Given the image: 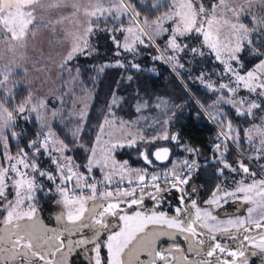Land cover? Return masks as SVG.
Wrapping results in <instances>:
<instances>
[{
    "label": "snow or ice",
    "instance_id": "1",
    "mask_svg": "<svg viewBox=\"0 0 264 264\" xmlns=\"http://www.w3.org/2000/svg\"><path fill=\"white\" fill-rule=\"evenodd\" d=\"M255 2L145 0L141 4L135 0H94L84 7L78 0H0V41H6L8 51L13 53L25 45L37 28L46 27L55 34L57 25L76 17L77 28L65 35L69 48L59 65L69 72L71 81L79 80L80 71L76 68V75H71L73 68L69 62L77 55L93 54L95 49L90 46L89 37L97 31H110L116 56L121 55L122 48L135 57L141 46L152 47L157 38L163 37L164 52H171L153 59L163 58L172 63L173 69L184 67L178 59L180 53L193 57L214 55L224 66L221 76H228L226 82H217L218 88L207 84L218 93L215 107L221 126L219 142L213 147L214 163L220 178L228 179L226 171L233 174L232 184H217L210 198L203 201L205 206H201L196 199H189L197 192L194 173L200 164L195 159L170 161L169 148L158 146L155 150L139 151L142 167H132L127 159L118 160V150L154 144L159 139L178 140L163 128L149 138L138 127L139 120L117 119L113 109L122 101L115 94L108 105L109 115L105 116L104 124L120 135L108 132L104 140L98 135L96 143L103 146L86 149V163H75L69 143L60 139L54 130L55 122L63 121L67 114L56 108L49 110L45 101L34 100L31 94L15 104V111L10 110L15 100L14 91L9 89L12 73H0V213H4L0 221L4 224L0 229V264H16L17 261L70 264L69 257L75 249H83L87 264H157V261L162 264H251L252 258L264 264V38L259 44L253 38L254 34L264 37V0H261L259 16H252ZM82 7L87 17L84 21L79 19ZM53 9L60 10L59 15L45 19V13ZM149 9L155 10L151 13L157 17L155 20L141 16L142 11ZM38 11L40 21L36 19ZM247 16H252L251 26L243 22ZM124 18L128 21L127 27L123 26ZM102 20L105 24L118 22L120 26L111 30L94 28ZM117 31L123 35L122 42L115 36ZM193 37L198 43L190 42ZM245 52L254 58L250 69L245 67ZM116 66L125 67L120 61ZM130 66L140 70L138 63ZM103 68L101 66L100 71ZM198 79L203 82L202 76ZM15 87L12 83V88ZM241 88L256 98L237 97ZM165 103L157 102L156 107H163ZM222 104L230 105L239 116L252 117L253 123L240 130L233 129L230 121L225 124L226 114L219 111ZM149 106L148 101L138 98L135 111L141 113ZM25 113H36L40 131L28 144H17L13 154L12 141H19L22 136L16 132L17 118L27 121L29 117ZM77 115L82 122L86 112L80 109ZM257 119L259 123L255 122ZM168 122L164 120L163 124ZM104 124L100 125L102 134ZM80 130L78 124L72 131L73 144ZM228 141L238 152L234 163L228 159ZM245 141L250 149L247 155L244 154ZM184 150L190 154L196 151ZM41 157L47 159L49 165L45 166ZM247 161L256 162L259 172ZM157 162L162 165L159 169ZM94 170L100 172V178ZM173 192L178 195L172 206L174 214L169 215L163 211V205ZM38 194L54 197V203L63 209L54 217L57 227L49 228L37 217ZM146 199L153 205L144 210ZM229 204L246 206L243 208L246 215L239 207L229 212L225 207ZM121 205L128 209L137 206L140 210L129 213ZM65 235L69 237L66 241ZM77 235L79 238L71 239ZM178 236L187 243L186 252L176 242ZM162 238L173 243L158 249ZM5 252L9 253L6 258L3 257ZM142 255L148 259L142 260Z\"/></svg>",
    "mask_w": 264,
    "mask_h": 264
},
{
    "label": "trees",
    "instance_id": "2",
    "mask_svg": "<svg viewBox=\"0 0 264 264\" xmlns=\"http://www.w3.org/2000/svg\"><path fill=\"white\" fill-rule=\"evenodd\" d=\"M135 2L144 4L145 0H135ZM154 11V9H149L147 12L142 11L141 16H149L151 20H155L157 17L151 15ZM163 11L164 9H162ZM243 21L251 26L252 16L244 17ZM119 26L118 22L105 24L101 21L99 25H94V28L106 27L111 30ZM123 26H128L127 20H123ZM115 36L121 42L123 41V35L120 32L117 31ZM253 38L259 44L264 37L254 34ZM89 42L90 46L95 49L93 54L88 57L77 55L69 62L73 68L71 75L75 76V69L79 68V80L71 81L69 72L62 70V95L65 98L64 104L67 108L63 113L67 115L63 121L55 122L56 127L54 129L60 139L69 143L75 163H86V156L88 155L86 149L94 146L100 125L104 123L105 116L109 115L108 105L111 103L114 94L122 101L119 107L113 109L115 116L128 119L137 115L135 104L138 98L152 103L158 98L166 97L176 108L170 122V130L171 135L177 136L179 143L171 139L156 140L154 144L144 143L139 148L118 150L117 159L121 161L127 159L131 166L142 167L144 166L143 160L138 158L140 150L145 148L155 150L158 146H169L173 150L170 161H173L176 156L182 155L190 159L195 158L201 164L210 162L206 167L200 166L199 170L194 173L197 192L192 193V196H196L201 201L207 200L216 185L221 182L220 177L216 174L217 165L211 162L213 147L219 142L217 138L221 132L219 116H217L219 113L215 107L218 93L208 88L207 84L212 83L214 87L218 88L217 82L223 81L226 76H221L223 68H219V63H216L211 55L192 59L191 62L195 61V66L200 65L194 70H186L187 67L173 69L172 63L165 59H153L155 56H162L160 49L162 44H165L163 37L157 38L156 45L152 47L143 48L141 46L139 55L135 57L132 53L124 52L122 48L120 49L121 55H115L117 49L110 39V31L108 33L97 31L89 37ZM243 59L245 67L250 69L253 66L254 58L245 52ZM117 61L123 63L125 67L116 66ZM133 62L140 65V70L131 68L130 64ZM101 66H104L103 71H100ZM129 76L132 77V80L128 79ZM198 76L203 77V82L201 79L199 83L197 82ZM28 92L29 89L25 85L17 88L15 100L12 102L13 106L10 110L15 111V104L22 102L20 100ZM82 95H90L92 101L83 130L78 133L76 142L73 144L72 131L77 128V124L80 122L71 117L68 111L75 97ZM51 103L54 104L55 102L51 101ZM219 111L227 116L225 124L230 121L233 129L236 130L246 128L253 121L252 117L237 115L235 109L228 104L220 105ZM212 117H217V119L213 120ZM39 131L40 125L36 118L29 117L25 121L23 117H18L16 132L22 133V136L19 141H12L13 154L17 151L15 147L17 144L20 146L28 144ZM241 137L243 139V133H241ZM227 143L230 146L228 159L234 163L238 157L236 146L231 141ZM182 144L196 150L195 154L179 149ZM246 147L247 142L245 141L244 150ZM41 160L45 166L49 165V161L44 157H41ZM156 167L159 169L162 165L157 164ZM149 171L152 169L149 168ZM177 195L174 192L170 194L175 200ZM53 201L54 197L43 194L37 195V207L44 215L51 212ZM251 264H259V261H252Z\"/></svg>",
    "mask_w": 264,
    "mask_h": 264
},
{
    "label": "rangeland",
    "instance_id": "3",
    "mask_svg": "<svg viewBox=\"0 0 264 264\" xmlns=\"http://www.w3.org/2000/svg\"><path fill=\"white\" fill-rule=\"evenodd\" d=\"M234 2L243 3L244 0H234ZM260 4H261V0H256V2L253 4L252 16H259L261 14L260 13ZM229 15H231V13H229ZM84 20H86V18H84ZM123 20H127V19L124 18ZM244 23L247 24L246 22H244ZM166 26H167V23H166ZM76 28L77 27L58 26L55 34H53V33L49 34V36L46 37L45 42L43 44H40V46L37 44L36 51L29 53V54H26V55H23V56H21V54H19V53H13V54H10L9 56L4 57L3 59L0 60V73L9 72V71H11V73H12L11 77H10L9 89H12V91H14V93L17 92V88L21 87V85H25L29 89L28 94L25 95L22 98V100H20V101H22V102L25 101L27 99V97L29 96V94H31L34 100L45 101L49 110H51L53 108L59 109L61 112H64L65 110H67V108L64 104L65 98L62 95V69L60 68L59 70H57V68H59V65L63 61V59H59V57H64L65 54L67 53L65 47L68 46V48H69V43L67 42V40H65V35L67 33H71L73 31H75ZM80 30L81 31L83 30V24L81 25ZM62 31H63V33H62ZM160 38H162V37H160ZM190 42L193 44L198 43V41L196 40L195 37H193ZM43 45H45V48L46 47L48 48L47 51L42 50ZM165 46L166 45L163 43L162 47L160 49V52L162 53L163 56H166L167 54H169L171 52V50H168V53H165L164 52ZM68 48H67V50H68ZM185 51H187V50H185ZM207 51H208V49L205 48V52H207ZM205 56H207V55H205ZM211 56L213 57V59L217 63L218 61L215 59V56L214 55H211ZM50 57H51V59H49ZM64 58H66V57H64ZM197 58H200V56L193 57L191 55L185 56L183 53L178 54V59H179L180 63H182L184 65V67L188 68V69L186 68V70H194L197 67H200L199 64H198V66H195V61L191 62L192 59H197ZM48 61H50V62L47 63ZM18 66L21 68L20 70L16 69V67H18ZM223 67L224 66L219 63V68H223ZM176 69H181V68L177 66ZM227 80H228V76L226 75L223 78V81L226 82ZM199 81H200V79H198V77H197V82L199 83ZM12 83L16 84V87L14 89L12 88ZM6 91H7V89H6ZM243 96H249L252 99L256 98L241 88L237 92V97H243ZM51 101H53V103L54 102L55 103L52 104ZM91 101H92V97L90 95H82L80 97H75L73 103L71 104V108L68 111L69 115L71 117H73L75 120L80 122V123H78L80 126V129H81L79 131V133L82 132L83 127L85 125V121H86V118H87L88 113H89ZM157 102H166V103H165V106L157 108L156 107ZM149 105H150L149 108L145 109L141 113H137V115L134 118L128 119V118L117 117V116H115V117L117 119L124 120V121H137V120H139L138 127L146 135H148L149 138L151 137V135L153 133H159L162 130V128L166 129L168 131L169 135L171 136L170 122H171L172 115H173L172 113H174L175 109H176L174 104H172L168 98L162 97V98H158V100H156L152 103L149 102ZM245 107H246V105H245ZM80 109H83L86 112L85 119L82 122L80 121V118L77 115V110H80ZM41 111L43 112L44 110L41 109ZM256 111H257V114L259 115V110H256ZM25 115H28L29 117L36 118V113H25ZM217 116H219V115H217ZM143 117H147V120L143 119ZM164 120H168L169 122L167 124H163ZM156 121H159V123H157ZM255 122L259 123V120L257 119ZM149 123H152L153 126L149 127L148 126ZM252 123H253V121L250 122L247 126H250ZM226 124H227V122H226ZM108 132H115L116 136L120 135V133L118 131H116L114 128H109V126L107 124H104V134H102L99 131L98 135L101 136L102 140H104V139H107V136L105 134ZM159 140H163V139H159ZM102 146L103 145H97V143L95 141V144L93 147L99 148ZM185 148H191V147H189L185 144H182L179 146V149H185ZM249 152H250V149L247 145V147L244 151V154L247 155ZM185 158H187V157L180 155V156H176L173 159V161H177V160L182 161ZM192 159H195V158H192ZM211 160H212L211 162L214 163V154L211 156ZM247 162L249 163L250 167L254 168L256 171L259 172V167H258L256 162H251V161H247ZM198 163L200 164V166L206 167L210 162H207L204 164H201L200 162H198ZM136 168H139V167H136ZM81 171H83V170L81 169ZM94 172H95V175L97 176V178H100V175L99 176L97 175V174H100V172L98 170H94ZM225 175L228 177V179L220 178L221 182L219 184L231 185L232 184L231 177L233 174L227 172V173H225ZM239 178L240 177H237V179H239ZM115 187H116V185L113 184L112 188H115ZM193 198L197 200L198 204H200L201 206H205V205H203V201L196 198V196H194V195L191 196L189 199H193ZM175 204H176L175 198L168 195L167 196V203H165L163 205V211H165L169 215L174 214V212L172 210V206H174ZM152 205H153V202L151 200L146 199L144 210L150 209L152 207ZM225 207L228 209L229 212H232L235 208L239 207V208H241L242 213L244 215H246V212H243V208L246 206H242L240 204H229V205H226ZM37 209L38 210H37L36 215L45 223V225H47L49 228L57 227V224H56L54 217L59 211L63 210L61 208V206L56 205L53 201V203L51 205V212L48 215H44V213L38 207H37ZM134 209L140 210V209H137V206H133V208H131V209L126 208V211L129 213H132ZM156 210L159 211L160 209H156ZM218 211L222 212L223 210H218ZM3 216H4V213H0V221L3 220ZM109 219H114V218L109 217ZM21 223H24V222L22 221ZM3 228H4V224L2 222H0V229H3ZM68 238L69 237H67V235H65L63 237V239H65V241ZM77 238H79L78 235L71 237V239H73V240H75ZM13 239H14V237H13ZM176 242H178L180 244L181 248L184 249L186 252L187 243L179 236L177 237ZM170 243H173V242L168 241L167 238H162L161 241L158 242L157 247H158V249H164V248H167ZM88 247H91V246L89 245ZM77 253H80V255H78ZM82 253H83V249H75L73 254L69 257L70 264H73L75 262H80V263L82 262L83 264H87L88 257L82 255ZM8 255H9V253H7V252L3 253L4 258H6ZM141 259L147 260L148 257L146 255H142ZM255 260L259 261L258 258H252L251 262L255 261ZM16 264H22V261H17ZM157 264H162V262L157 261Z\"/></svg>",
    "mask_w": 264,
    "mask_h": 264
},
{
    "label": "crops",
    "instance_id": "4",
    "mask_svg": "<svg viewBox=\"0 0 264 264\" xmlns=\"http://www.w3.org/2000/svg\"><path fill=\"white\" fill-rule=\"evenodd\" d=\"M92 2H94V0H78V3L80 5H82V6H84V7L88 6ZM59 13H60V10L53 9V10H50V11L46 12L44 18L47 19L49 16H51L53 18H56L59 15ZM84 18L87 19V17H85L83 15V7H82L79 19L81 21H83ZM36 19H37V21L41 20V16L39 14V11L37 13V18ZM75 20H76V17H70L69 20L68 19L64 20L63 23L60 24V25H57V27L58 26L77 27V25L74 23ZM81 25H80V27H81ZM62 33H63V31H62ZM49 34H52V32H50L49 28H46V27L37 28L35 30V32L27 38L25 45L23 47H21V48L16 49L14 53H19V54H21V56H23V55H26V54H29V53H32V52L36 51L37 44L39 46H40V44H43L45 42L46 37H48ZM6 45H7L6 41H0V60L3 59L4 57L9 56L10 54H13V52L8 51V48H7ZM65 48H66V51H67L68 46L65 47ZM42 50L47 51L48 48L47 47L45 48V45H43ZM66 54H65L64 57H66ZM64 57H59V59H63L64 60L65 59ZM49 59H51V57ZM49 62L50 61H48L47 63H49ZM16 69L20 70L21 68L18 66V67H16ZM59 69H60V67L57 68V70H59Z\"/></svg>",
    "mask_w": 264,
    "mask_h": 264
},
{
    "label": "water",
    "instance_id": "5",
    "mask_svg": "<svg viewBox=\"0 0 264 264\" xmlns=\"http://www.w3.org/2000/svg\"><path fill=\"white\" fill-rule=\"evenodd\" d=\"M164 147H168V148H169V151H170V157H169V159L171 160V158H172V156H173V150H172V148L169 147V146H164ZM157 164H159V162H157ZM159 165H160V164H159Z\"/></svg>",
    "mask_w": 264,
    "mask_h": 264
},
{
    "label": "flooded vegetation",
    "instance_id": "6",
    "mask_svg": "<svg viewBox=\"0 0 264 264\" xmlns=\"http://www.w3.org/2000/svg\"><path fill=\"white\" fill-rule=\"evenodd\" d=\"M121 207H124V208H126V206L125 205H121ZM73 264H83L82 262L80 263V262H75V263H73Z\"/></svg>",
    "mask_w": 264,
    "mask_h": 264
}]
</instances>
